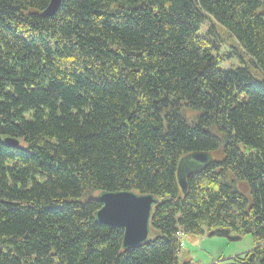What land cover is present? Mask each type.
<instances>
[{
    "label": "trees",
    "instance_id": "1",
    "mask_svg": "<svg viewBox=\"0 0 264 264\" xmlns=\"http://www.w3.org/2000/svg\"><path fill=\"white\" fill-rule=\"evenodd\" d=\"M49 2L0 0V264H191L215 230L264 264V0ZM101 192L157 200L145 244L95 223Z\"/></svg>",
    "mask_w": 264,
    "mask_h": 264
},
{
    "label": "water",
    "instance_id": "2",
    "mask_svg": "<svg viewBox=\"0 0 264 264\" xmlns=\"http://www.w3.org/2000/svg\"><path fill=\"white\" fill-rule=\"evenodd\" d=\"M60 0H50L49 5L43 11L42 17H51ZM5 143L12 148H16L18 142L6 139ZM212 156L208 153H193L181 158L177 165L176 181L181 193L186 192L187 179L190 175L201 171L211 162ZM96 200L101 204V208L95 213L96 224L104 225L110 229H122V249L139 247L148 241L149 220L152 209L157 204V200L148 195H137L132 192H101ZM211 237H224L230 242L240 240L238 236H230L228 230H215L207 234Z\"/></svg>",
    "mask_w": 264,
    "mask_h": 264
},
{
    "label": "rangeland",
    "instance_id": "3",
    "mask_svg": "<svg viewBox=\"0 0 264 264\" xmlns=\"http://www.w3.org/2000/svg\"><path fill=\"white\" fill-rule=\"evenodd\" d=\"M224 66H228V64ZM107 193L113 194L116 192ZM229 235L237 236L232 235L230 232ZM180 241L182 247L180 246L178 259L180 263L191 262V264H216L218 261L220 263L217 264H225L227 261L243 255L254 247L251 235H244L240 237L239 241L230 242L224 237L208 238L207 233L204 232L203 236L182 235Z\"/></svg>",
    "mask_w": 264,
    "mask_h": 264
},
{
    "label": "bare ground",
    "instance_id": "4",
    "mask_svg": "<svg viewBox=\"0 0 264 264\" xmlns=\"http://www.w3.org/2000/svg\"><path fill=\"white\" fill-rule=\"evenodd\" d=\"M54 222V221H53Z\"/></svg>",
    "mask_w": 264,
    "mask_h": 264
}]
</instances>
